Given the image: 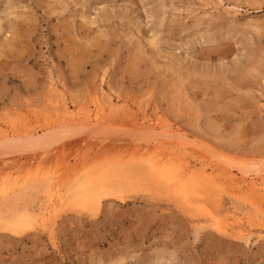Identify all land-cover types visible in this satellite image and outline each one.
Instances as JSON below:
<instances>
[{
  "label": "rangeland",
  "instance_id": "rangeland-1",
  "mask_svg": "<svg viewBox=\"0 0 264 264\" xmlns=\"http://www.w3.org/2000/svg\"><path fill=\"white\" fill-rule=\"evenodd\" d=\"M0 264H264V0H0Z\"/></svg>",
  "mask_w": 264,
  "mask_h": 264
},
{
  "label": "bare ground",
  "instance_id": "bare-ground-1",
  "mask_svg": "<svg viewBox=\"0 0 264 264\" xmlns=\"http://www.w3.org/2000/svg\"><path fill=\"white\" fill-rule=\"evenodd\" d=\"M138 127H140L141 129H143L144 128V126H138ZM158 139V138H157ZM28 141V140H27ZM144 141V140H143ZM171 141V140H170ZM30 142H31V140H30ZM18 143V142H17ZM34 143V142H33ZM38 144H40V146L39 147H41V146H43L44 145V143L43 142H41V141H39V142H35V145H38ZM176 144H177V142H176ZM185 145L186 143H182V145ZM188 144V143H187ZM33 145V144H32ZM150 146V145H149ZM154 146V145H153ZM173 146V145H172ZM178 146H179V142H178ZM192 147V146H191ZM14 149V148H13ZM41 156V155H40ZM156 159V158H155ZM154 159V160H155ZM156 161V160H155ZM152 162V161H151ZM152 163H155V162H152ZM166 164V163H165ZM155 165V164H154ZM156 166V165H155ZM180 167V166H179ZM165 169V168H164ZM167 170V169H166ZM167 172V171H166ZM180 172H181V170H180ZM184 172V171H183ZM175 173V172H174ZM184 174V173H183ZM182 174V175H183ZM188 174V173H187ZM170 176V175H169ZM175 176V175H174ZM172 177V176H171ZM183 177V176H182ZM173 178V177H172ZM176 178V177H175ZM183 179V178H182ZM181 179V180H182ZM182 184H183V182H182ZM183 185H185V184H183ZM185 187V186H184Z\"/></svg>",
  "mask_w": 264,
  "mask_h": 264
}]
</instances>
